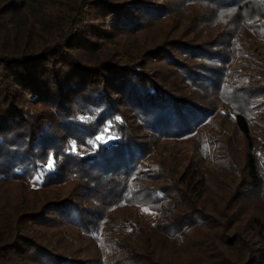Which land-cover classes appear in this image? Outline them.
I'll use <instances>...</instances> for the list:
<instances>
[{"label":"trees","instance_id":"obj_1","mask_svg":"<svg viewBox=\"0 0 264 264\" xmlns=\"http://www.w3.org/2000/svg\"><path fill=\"white\" fill-rule=\"evenodd\" d=\"M178 1L183 7L199 2L218 9L236 7L234 14L243 22L252 8L250 0ZM26 2L0 0L1 22L11 23L15 12L27 6ZM85 7L84 0H75L66 7L55 28H46L49 36L42 41L33 39L44 37L45 26L41 23L45 22L26 18V25L15 35L19 37L23 32L25 42L20 45L16 41L15 47L0 46V178L32 180L42 172L39 187L70 183L65 196L51 201V213L25 211L21 218L27 223L72 225L101 248L102 257H74L38 243L24 231L13 235L1 232L6 237L0 242V264L16 262L17 258L33 264H110L102 250L101 230L107 210L137 201L139 188L147 189L148 194L157 189L136 179L139 159L152 151L153 134L183 138L212 113L210 104L197 101L200 98L196 91L191 96L181 93L175 87L176 80L171 82L142 56L150 52L165 55L186 69L183 78L199 80L203 87L206 82L216 85L222 73L218 66L198 62V69H192L174 58L166 47L157 45L140 57L114 53L92 58L102 47V40L112 37L113 29L142 28L151 16L161 18L175 12L172 6L150 0H93V16L80 24ZM46 12L55 14L50 9ZM107 19L111 20L110 27L100 25ZM65 24L70 25L66 30ZM175 42L186 54L195 53L218 62L224 56L222 51L209 47L212 40L205 44ZM233 117L247 140L243 165L246 184L257 187L261 175L256 154L251 151L249 122L240 110ZM141 130L149 141L144 140ZM102 133H107L109 140H101ZM153 176L156 174L148 171L145 178L151 181ZM179 177V181L174 180L175 187L160 186L162 197H153L165 208L153 222L112 223L111 230L115 226L113 230L122 234L115 238L119 253L112 264H163L162 259L153 256L151 237L180 241L187 228L197 223L194 210H198L197 195L201 192L195 188L202 186L203 192L205 180L196 168L188 170V166ZM240 181L235 184L233 200L241 195ZM187 194L193 199L188 200ZM201 212L206 215L203 209Z\"/></svg>","mask_w":264,"mask_h":264},{"label":"rangeland","instance_id":"obj_2","mask_svg":"<svg viewBox=\"0 0 264 264\" xmlns=\"http://www.w3.org/2000/svg\"><path fill=\"white\" fill-rule=\"evenodd\" d=\"M74 1L27 0V6L15 12L11 23L6 25V21L0 20V46L15 47L16 41L22 45L25 42L23 32L19 37L15 35L20 34L27 19L31 21L37 18L45 22L41 23L42 27L45 26L44 37L33 40L46 39L49 36L48 29L55 28V24L64 17V9L71 7ZM84 1L86 7L80 24L93 16V0ZM150 1H163L172 6L175 12L161 18L151 16L145 20L142 28L129 31L113 29L112 37L102 40V47L95 50L92 58L107 57L114 53L140 57L145 50L162 46L192 69H198L196 63L202 62L220 67L222 73L214 87L212 82H206L203 87L199 80L183 78L186 69L178 67L165 55L150 52L142 56L171 82L176 80L175 87L181 93L191 96L196 91L200 98L197 101L210 104V109H213L209 118L195 125L192 133L183 138H165L153 134L152 151L139 159L140 173L136 179L142 185L146 184L144 186L152 185L157 189L148 194L147 189L139 188L137 201L107 210L101 230L105 257L112 264L119 253L114 241L122 234L113 230L115 226L111 230L112 223L121 220L142 225L143 222H153L165 209L163 202L153 198L162 197L159 187H175L174 180L179 181L182 170L188 166V170L196 168L205 180L203 192L202 186L195 188L200 189L198 193L201 192L197 195L198 210H194L197 223L187 228L180 241L152 236L155 249L153 256L162 259L163 264L168 261L171 264H264V0H250L252 8L247 11L244 22L234 14L236 7L211 8L202 2L183 7L178 0ZM47 9L54 10L55 14L51 16V13L46 12ZM240 16L243 17L242 14ZM206 19L209 20L203 23ZM109 24L111 20L107 19L105 24L100 25L110 27ZM69 27L65 24V30ZM178 40L200 44L212 40L209 47L222 51L224 56L218 62L215 58H202L190 52L186 54L177 48L175 41ZM213 43H217L216 46ZM193 83L197 84L194 90ZM236 110L242 111L249 122L253 145L251 151L256 154L261 175L257 187L246 184L243 165L248 151L247 140L235 125L233 114ZM140 133L144 140H150L144 130ZM109 138L107 133L100 135L101 140L107 141ZM148 171L156 174L151 181L145 178ZM41 173L32 180L29 177L0 178V242L6 237L1 232L13 235L17 231H24L38 243L53 250L74 257L101 258V248L74 226L27 223L21 218L25 211L51 213V201L65 196L70 189V183L39 187ZM240 179L238 188L241 195L233 200L236 197L234 187ZM186 197L188 200L193 199L191 194ZM174 199L177 201L179 197L174 195ZM177 204L183 207L181 202ZM202 209L206 213L204 216ZM8 264L33 262L28 260L27 263L17 258L16 262Z\"/></svg>","mask_w":264,"mask_h":264}]
</instances>
